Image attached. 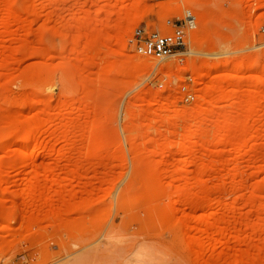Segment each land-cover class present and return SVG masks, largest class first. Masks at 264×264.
Wrapping results in <instances>:
<instances>
[{
    "label": "rangeland",
    "instance_id": "1",
    "mask_svg": "<svg viewBox=\"0 0 264 264\" xmlns=\"http://www.w3.org/2000/svg\"><path fill=\"white\" fill-rule=\"evenodd\" d=\"M183 6L191 103L129 42ZM263 26L264 0H0V264H264Z\"/></svg>",
    "mask_w": 264,
    "mask_h": 264
},
{
    "label": "built area",
    "instance_id": "2",
    "mask_svg": "<svg viewBox=\"0 0 264 264\" xmlns=\"http://www.w3.org/2000/svg\"><path fill=\"white\" fill-rule=\"evenodd\" d=\"M171 12V17L165 20L160 29H149L141 26L133 29L129 42L135 54L140 57L164 63L177 62L176 65L172 66L173 71L171 73L167 71L163 73L167 77L157 86L167 94L176 92L181 102L191 103L196 99L197 85L188 71L191 68L188 57L192 55L189 52V47L195 38L198 19L194 11L188 6H183L181 9L173 8ZM260 32L264 36V26L260 28ZM179 69L186 70L181 81L176 80V74H173Z\"/></svg>",
    "mask_w": 264,
    "mask_h": 264
},
{
    "label": "bare ground",
    "instance_id": "3",
    "mask_svg": "<svg viewBox=\"0 0 264 264\" xmlns=\"http://www.w3.org/2000/svg\"><path fill=\"white\" fill-rule=\"evenodd\" d=\"M141 58H143V57H141ZM146 59V58H145ZM243 69H248L247 67H245V66H242V67H239L238 69H237V71H241V70H243ZM31 145V142H30V140H25L24 142H23V144L21 145V148H20V152H21V154L23 153V151L26 149V148H28L29 146ZM39 152V150H33V151H30L28 154H27V157L28 158H32L33 156H35L37 153ZM81 216H82V213H81ZM69 235H70V233H68ZM72 236V235H71Z\"/></svg>",
    "mask_w": 264,
    "mask_h": 264
}]
</instances>
